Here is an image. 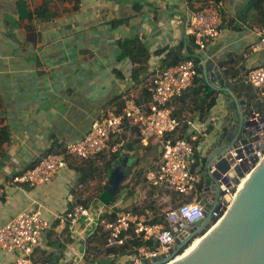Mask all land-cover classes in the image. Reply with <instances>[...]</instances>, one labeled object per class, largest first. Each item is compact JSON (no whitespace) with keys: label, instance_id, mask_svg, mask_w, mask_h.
Listing matches in <instances>:
<instances>
[{"label":"crops","instance_id":"1","mask_svg":"<svg viewBox=\"0 0 264 264\" xmlns=\"http://www.w3.org/2000/svg\"><path fill=\"white\" fill-rule=\"evenodd\" d=\"M201 3L217 5L223 21L218 34L208 40L200 54L205 52L206 58L218 65L227 52L241 53L245 71L264 62V48L249 50L255 35L239 17L247 0H0V125L8 133V139L0 143V225L20 210H39L50 220L32 260L36 255L39 260L48 255L55 259L54 263L46 260L44 264H90L93 260L98 263L107 260L105 263L111 264L110 261L123 255L112 257L100 250L93 257L80 258L81 244L61 240L60 235L68 236V232L54 227V215L67 208L65 195L74 183V174H78L68 162L45 183L28 186L9 180L40 157L52 140L64 146L81 137L94 117L113 107L106 104L113 95L130 89L136 94L139 84L130 87L133 63L118 56L117 39L140 37L148 50L147 69L152 72L154 67L158 68V59L166 47L187 38L183 32L185 18ZM125 17V22L109 25L110 20ZM227 23L240 28L234 29ZM160 48L163 51L155 54ZM242 72L239 70L237 74ZM255 100L261 101L254 96L250 103ZM255 108H264V104ZM181 112L193 121L199 120L190 116L189 111ZM226 114L227 105L220 106L216 98L207 116L198 121L204 126L194 151L200 161L194 170L198 179L203 170L202 158L223 130ZM146 146L141 145L128 157L131 161L127 159L125 169L130 171L121 185L131 178L134 181L143 178L144 168L157 159L158 146L155 143ZM140 168L141 172L135 174ZM120 190L114 199L120 203L119 208L141 203L135 194L127 195L123 186ZM83 197L84 191L80 193V198ZM93 199L89 203L93 208L103 202L96 196ZM54 237L63 242L59 255L51 242ZM12 257L13 252L0 249V264Z\"/></svg>","mask_w":264,"mask_h":264},{"label":"built area","instance_id":"2","mask_svg":"<svg viewBox=\"0 0 264 264\" xmlns=\"http://www.w3.org/2000/svg\"><path fill=\"white\" fill-rule=\"evenodd\" d=\"M221 16L214 3H201L188 13L183 25L185 35H190L196 44L194 51H202L208 40L214 38L219 31ZM255 35L254 41L249 45L251 52L264 48V26L250 28ZM203 59L194 62L191 58H184L164 68L154 67L145 88L148 99L138 102L131 96L123 98L119 111L106 108L94 117L87 131L78 139L67 142L62 152H51L40 156L32 165L24 168L10 177L12 184H26L34 186L48 182L52 176L67 164L65 154L76 160L93 159L96 154L108 148L115 151L121 141L108 145L114 135L122 133L124 123L136 128V135L141 145L155 143L158 146V157L148 168L143 170V179L148 187L152 186L161 191V197L173 193L170 204L162 209V217L158 221H151V209L141 203L119 207L118 200L110 203H100L96 207L91 204L84 205L79 202L60 213L54 215L55 228H65L72 242L81 244L79 257L91 256L94 252L105 253L108 247L122 248L120 254L127 256L122 264H140L143 260L151 259L160 253H167V246H172L173 239L178 233L183 235L185 226L196 219H202L203 200L198 195L202 189L203 170L198 179L194 175L199 158L195 156L196 140L203 133V122L193 121L188 117L181 121L185 123L186 136H177L175 130L181 122L173 116L167 103L179 96L184 89L190 86L196 68ZM244 82L252 86L254 96L264 99V62L248 68L244 74ZM250 119L258 120L264 116V108H254ZM264 148V144H263ZM259 149H253L257 152ZM263 154L258 153V158ZM205 156V154H204ZM242 162L245 168L238 182L231 177L235 174L233 164ZM256 162L248 158L243 149L235 157L229 167L221 173L224 180L220 181L221 193L214 199L208 221V229L215 225L223 216L232 201L239 183L246 178ZM213 166H211L212 168ZM108 170L106 171V174ZM200 180L201 186L196 182ZM152 197V196H151ZM151 197L148 200H151ZM68 203L73 202L72 193L65 195ZM112 215L109 218V215ZM108 217V218H107ZM177 224V231L172 228ZM51 225L50 220L39 210H20L0 225V249L13 252L10 261L1 264H33V251L43 239L44 231ZM99 237L100 240H95ZM173 248V247H172ZM100 252V253H101ZM99 254V253H98ZM97 255V254H96ZM118 255V254H117ZM113 257V256H112ZM90 264H106L93 260ZM111 264H121L114 259Z\"/></svg>","mask_w":264,"mask_h":264},{"label":"water","instance_id":"3","mask_svg":"<svg viewBox=\"0 0 264 264\" xmlns=\"http://www.w3.org/2000/svg\"><path fill=\"white\" fill-rule=\"evenodd\" d=\"M200 57L203 59L199 67L204 81L229 96L225 126L215 136L204 156L205 172L202 179L205 185L201 189L202 194L205 193L202 206L204 217L188 223L184 236L178 233L172 246H167L166 254L160 253L151 261L145 259L140 264H165L180 254L194 237L201 235V239L187 254L168 264H264V116L258 120L250 119L253 109L264 104V99L246 103L244 98L234 95L228 79L216 64L206 58L205 52ZM241 149L256 164L236 191L221 219L208 230V221L213 220L208 215L209 209L221 193L220 181L224 180L221 173L239 156ZM253 149L259 150L254 153ZM258 153L263 154L261 158H258ZM126 158L124 155L121 162L109 170L107 190L110 193L115 191L127 173L124 171ZM233 170L235 174L231 180L236 183L245 168L242 162H238L233 164ZM172 228L176 232L177 224H173Z\"/></svg>","mask_w":264,"mask_h":264},{"label":"trees","instance_id":"4","mask_svg":"<svg viewBox=\"0 0 264 264\" xmlns=\"http://www.w3.org/2000/svg\"><path fill=\"white\" fill-rule=\"evenodd\" d=\"M241 11V10H240ZM240 19H243L245 21L246 27H253V26H264V0H247L246 7L244 10L241 11ZM125 18H117L112 19L109 22L110 26H114L118 23L125 22ZM223 21V20H222ZM220 20V24L222 22ZM229 26H231L234 29L240 28L239 25L227 23ZM116 43L119 47L118 56L119 57H127L130 59V61L133 63L132 68L130 69V87H136L138 84V88H136V94L134 95V92L130 90H125L122 93L113 95L108 101L107 105L113 106L109 107L114 111H119L123 98L125 96H131L136 101L145 102L148 99V94L145 88V84L150 76V74L153 73L150 70L147 69L146 62L149 58L148 56V50L144 47L142 40L140 37L133 36V37H124L121 39H117ZM196 44L193 42L192 36L188 35L187 38H180L174 45L166 47V50H164V53L160 58L158 59V68H164L166 66L172 65L178 61H181L184 58H191L194 62H196L199 59V53L194 52L193 49H195ZM163 51V48H160L158 50H155L154 53L158 54L159 52ZM243 56L241 53H231L227 52L225 54V57L223 59H220L218 61V65L220 68V72L222 75L228 79L229 84L233 87L234 95L236 96H243L247 101L252 100L254 97V90L252 86L244 82V76L243 73L245 71L243 65ZM239 62V64H238ZM237 64V65H236ZM197 74L193 78V82L190 86H188L186 89L183 90V92L177 96L171 99L170 102L167 103L170 112L173 116H175L180 123V125L175 130V134L177 136L186 135L184 134L185 131V123L181 120L185 118L184 113L182 114L181 111L188 110L191 114L190 116H196L197 119L203 120L210 109L212 105H214L217 93L220 91V89H215L210 87L205 81L202 76V72L200 67L198 66L196 68ZM243 70V72L238 75L237 71ZM246 72V71H245ZM187 111V112H188ZM189 118V117H188ZM209 126H206V130H208ZM124 131L120 134L114 135L110 140H108V145L114 142L121 141V145L119 148L115 151L110 152L108 148L104 149L107 154L109 155L108 158L102 160L101 162L98 161V157H102V153L100 152L95 155L93 159H86L81 160L78 162L75 158L69 157L68 154H65V158L67 159L68 165L72 166V168L78 173V176L76 177V180L74 181L72 187L70 188V193L74 195V190L76 187H80L81 184H85V182L89 179L96 178L97 180H101L102 183L100 187H98L97 196L100 200H102L104 203H110L112 202L118 193V190L121 187V181L124 179H121V181L118 183L116 189L114 192L110 193L107 190V177L109 174L105 176L103 172L110 170L114 165H117L121 162L122 157L124 155L127 156L126 161L132 153H135L138 151L139 147H141L139 140L136 137V128L134 126L128 125L127 123H124ZM8 139V133L3 125H0V143L5 142ZM150 146H146V149H148ZM64 150V146L59 145V143L56 142V140H52L50 144L39 154L40 156H44L47 153L51 152H62ZM39 157H36L33 159L28 166L32 165L35 161H37ZM138 157H136L132 162L136 161ZM204 161V158H202ZM75 160V162H73ZM75 163V164H74ZM100 163V164H99ZM27 166V167H28ZM142 168L139 170H135V174H139L141 172ZM201 185V181L198 180L196 182V186L199 187ZM149 192L152 194H160V190L154 189L152 186L148 189ZM173 193H171L172 197ZM89 197H83L80 199H76L74 197L73 202L69 203L67 205V208H69L72 203L79 202L84 205H88ZM147 206L153 210V215L151 216V221H158L162 217V209L157 210L158 206H156L155 199L147 202ZM66 208V209H67ZM119 209V207L115 208ZM109 218L112 217L110 214L108 216ZM107 217V218H108ZM54 223V221H53ZM49 232H47L48 236ZM69 236H66V234L62 233L60 235L61 240L64 242L71 240ZM68 239V240H67ZM58 237H54L51 242L54 244L56 250L58 251V255L61 253V249H63V242ZM95 240H100L99 237H96ZM181 250V249H180ZM105 253L112 252L115 255L122 253V248H113L108 247L103 250ZM57 255V256H58ZM56 256V257H57ZM46 257V256H45ZM55 257V258H56ZM52 256H48L39 261V264H44L46 260H49L50 262L54 263V260H52ZM104 260H102L103 262ZM111 263V261L109 262Z\"/></svg>","mask_w":264,"mask_h":264},{"label":"rangeland","instance_id":"5","mask_svg":"<svg viewBox=\"0 0 264 264\" xmlns=\"http://www.w3.org/2000/svg\"><path fill=\"white\" fill-rule=\"evenodd\" d=\"M217 98H218V104L220 106L224 107V106L227 105V103H228V94L225 91L220 90L217 93ZM220 133L221 132L219 131L218 134H220ZM108 156L109 155L104 150V152L102 153V157H100V158L98 157V161L96 160V162H101L102 160L108 158ZM130 161H131V158H128V162H130ZM73 162H75V160H73ZM124 171L129 172L130 168H126ZM103 174L106 175V172L104 171ZM74 176L77 177L78 174H74ZM75 180H76V178L74 179V181ZM101 183H102V181L101 180H97L96 178L87 180L85 182V184H81L80 187H76L75 188L74 197L76 199H80V193H82L84 191V197L88 196L90 198L89 202L93 201L94 200L93 196L98 197L97 196L98 187H100ZM121 186H123L125 188L127 195L133 196L135 194V196L138 197V200L143 205L147 204L148 197L152 196L153 200L155 199V202H157L156 203V206H158L157 210L166 208L171 202V200L168 199V197L171 194H169L168 197H166V195L160 197L159 195L152 194V192L150 193L149 190H148L149 187L147 186V183L144 181L143 178H137L136 181H134L131 178L129 180H126V182H124L123 185H121ZM120 193H121V190L119 189L118 190V194H120ZM152 212H153V210H152ZM118 259L120 260V263L122 264L127 259V256L125 257V255H122V256H119ZM40 260H42V259H40ZM40 260L38 259L37 255H36V256H34V260H32V261H33L34 264H39Z\"/></svg>","mask_w":264,"mask_h":264},{"label":"bare ground","instance_id":"6","mask_svg":"<svg viewBox=\"0 0 264 264\" xmlns=\"http://www.w3.org/2000/svg\"><path fill=\"white\" fill-rule=\"evenodd\" d=\"M245 180V178H243L242 180H241V182L239 183V187L240 186H242L241 184L243 183V181ZM214 226V225H213ZM213 226H211L208 230H210ZM203 235H201V236H196V237H194L191 241H190V243L182 250V252L180 253V254H178V255H176L173 259H171L170 261H168L167 263H165V264H168V263H170V262H172L173 260H176V259H179V258H181L182 256H184L185 254H187L197 243H198V241L201 239V237H202Z\"/></svg>","mask_w":264,"mask_h":264},{"label":"flooded vegetation","instance_id":"7","mask_svg":"<svg viewBox=\"0 0 264 264\" xmlns=\"http://www.w3.org/2000/svg\"><path fill=\"white\" fill-rule=\"evenodd\" d=\"M199 196H200V199L203 200L204 197H205V193L202 194V192H201V190H200V192H199Z\"/></svg>","mask_w":264,"mask_h":264}]
</instances>
